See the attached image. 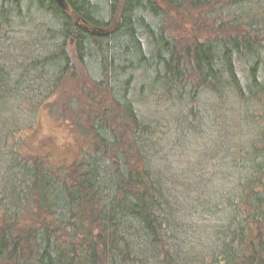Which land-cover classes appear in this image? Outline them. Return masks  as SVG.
<instances>
[{
    "label": "trees",
    "instance_id": "obj_1",
    "mask_svg": "<svg viewBox=\"0 0 264 264\" xmlns=\"http://www.w3.org/2000/svg\"><path fill=\"white\" fill-rule=\"evenodd\" d=\"M65 2L0 0V264H264V0H162L216 34L185 43L166 31L153 0H104L101 13L92 0ZM43 12L52 23L35 26L34 52L15 60L14 30ZM72 64L102 95L92 100L81 88L87 113L78 96L66 99L63 108L87 121L90 148L68 168H52L15 142L75 78ZM151 98L174 109L169 141L170 123L140 108ZM208 103L226 104L243 133L222 116L207 146L199 106ZM202 155L207 165L193 161ZM191 212L214 220L203 223L213 239L190 253L185 236L197 230L182 214Z\"/></svg>",
    "mask_w": 264,
    "mask_h": 264
},
{
    "label": "rangeland",
    "instance_id": "obj_2",
    "mask_svg": "<svg viewBox=\"0 0 264 264\" xmlns=\"http://www.w3.org/2000/svg\"><path fill=\"white\" fill-rule=\"evenodd\" d=\"M96 3V7L100 10L99 13L105 11L104 0H92ZM155 4L160 8V10L164 12V16L162 18L163 26L167 28V32H173L171 34L174 35L175 39L179 40L182 43L190 41L192 38L196 40L205 41L212 39L216 34L212 32L211 27H206L205 29L199 30L198 28L204 21L198 20L192 13L189 16L183 14L182 16L176 14L174 11L167 8V6L162 2V0H153ZM119 9V8H118ZM118 9L116 10L115 19L118 17ZM47 13L43 12V14H38L35 17V14L28 15L27 19L23 18L21 22L24 24L19 27V29L14 30L12 36L13 45L8 49V53L12 55V57L17 60L20 56H26L27 52H34L30 49L31 43L35 41V38L38 35V31L35 26L38 27L43 22L52 23L51 18L46 16ZM98 15L94 14V17ZM16 27L21 24L18 22L15 23ZM109 28V27H108ZM111 28V26H110ZM201 29V28H200ZM44 35L43 33L39 36ZM37 39V38H36ZM73 50V42H67L66 52L71 57ZM72 60V58H71ZM73 61V60H72ZM72 71L75 73V78L65 79L53 95L48 97L44 103L37 108L36 113L32 115L31 121H28L26 126L23 125L22 131L16 137V142L20 148L22 154H25L30 159L37 160L42 162L43 165H50L52 168L64 167L68 168L73 162H76L77 159L82 155L83 151L89 150L90 148V138L87 135V121L85 118L80 119L81 117L73 116L74 110H68L63 108V104L66 103L67 98H72L78 96L77 99L79 104L83 106L84 112L90 108V102L86 101L83 94L81 93V88L84 91H88L91 93V99L96 100L98 95H102L99 91L95 90V85L89 82L88 77H86V71L84 68L77 64H72ZM93 77L99 79L98 72H93ZM75 88L77 90L75 91ZM80 88V95L78 89ZM99 92V93H98ZM229 98V99H228ZM231 100L230 97H226V100ZM80 106V109H81ZM67 107V106H66ZM79 107V106H78ZM143 111H146L145 115H154L157 118H160L161 121L170 123V127L165 136V140L169 141L168 138L172 133V115L174 109L168 103L163 101H158V99L151 98L145 105H141ZM227 108L226 104H217L213 106L205 104L203 106H199V113L204 123L207 122V127H205V133L207 135V143L206 145H211L214 141H216V134L220 133V130L223 128L222 126V116H226L231 120L232 117L229 116L230 113H233L230 109ZM78 109H75V112H78ZM80 112V111H79ZM145 113V112H144ZM150 113V114H149ZM209 117H213L214 121H209ZM30 120V119H29ZM78 121V122H77ZM232 121V120H231ZM77 124V125H75ZM233 128L238 133H243L241 130H245V126H242L240 123L237 127L232 121ZM86 132V133H82ZM188 137L191 136L190 133L187 134ZM187 137V138H188ZM200 144L202 141L195 137ZM164 140V141H165ZM199 144V145H200ZM188 142H185L182 147H175V152L172 154V157H177L178 154L188 146ZM189 147V146H188ZM200 147H194V153L199 151ZM201 154V153H199ZM197 154V155H199ZM200 156V155H199ZM182 158V157H181ZM201 161L206 163L209 161L205 159L204 155L201 157H197L193 159V161ZM204 160V161H202ZM192 161V160H191ZM191 165V163H190ZM190 165L187 167L190 168ZM206 169V168H205ZM208 166L203 174V178L208 179L209 182H212L214 177H217L213 173V168L208 171ZM230 177L226 175L222 178V181L228 182ZM32 208L36 210L33 206ZM28 214L29 211L24 210L22 213V221L26 222L29 220ZM188 217L192 219L191 222L196 227L197 231L192 232V236H185L187 239L186 247L189 252H200L201 249L205 246L206 242L212 238V234L209 231L208 227H204L203 223L211 222L214 220L212 215L204 216L202 213H189L182 214V217ZM213 244V243H210ZM193 257V255L191 256ZM197 264H208L210 259L197 258L195 259ZM89 264V263H88ZM192 264H196L193 261Z\"/></svg>",
    "mask_w": 264,
    "mask_h": 264
},
{
    "label": "water",
    "instance_id": "obj_3",
    "mask_svg": "<svg viewBox=\"0 0 264 264\" xmlns=\"http://www.w3.org/2000/svg\"><path fill=\"white\" fill-rule=\"evenodd\" d=\"M61 9H66L65 0H54Z\"/></svg>",
    "mask_w": 264,
    "mask_h": 264
}]
</instances>
